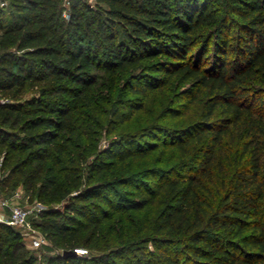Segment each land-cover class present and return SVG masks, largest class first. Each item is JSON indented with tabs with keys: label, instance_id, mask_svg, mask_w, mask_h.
I'll return each mask as SVG.
<instances>
[{
	"label": "trees",
	"instance_id": "1",
	"mask_svg": "<svg viewBox=\"0 0 264 264\" xmlns=\"http://www.w3.org/2000/svg\"><path fill=\"white\" fill-rule=\"evenodd\" d=\"M65 1L0 7V191L50 179L69 200L35 225L88 250L49 264H264V0H72L69 19ZM189 112L164 144L139 142L170 131L156 121L99 147ZM22 239L0 224V264L36 263Z\"/></svg>",
	"mask_w": 264,
	"mask_h": 264
},
{
	"label": "rangeland",
	"instance_id": "2",
	"mask_svg": "<svg viewBox=\"0 0 264 264\" xmlns=\"http://www.w3.org/2000/svg\"><path fill=\"white\" fill-rule=\"evenodd\" d=\"M71 1L72 0H66L65 1V11H64V16L66 17V19H69L70 16V8H71ZM85 3H87V5L90 8L95 9L96 6V1L95 0H84ZM11 0H2V2H0V7H3L7 10V12L4 15V18L6 21H8L11 18L10 15V9H9V4H10ZM12 14V13H11ZM0 42H1V32H0ZM2 48L0 45V54L2 53ZM33 96H38L35 92L32 91H28L25 94V97L23 100L31 98ZM1 98V97H0ZM155 100V99H154ZM151 101L150 103V107L151 108H155L152 109V115L155 114L156 117V113L160 110V106L158 103H156V101ZM3 102H7L10 101V99H2ZM155 104H157V107H155ZM164 104L161 105V107ZM198 108L197 106L194 107V111H197ZM201 108L199 107V110ZM156 112V113H155ZM139 116V115H138ZM198 114H193L192 112L186 113L185 115H181L178 117H165L163 118V120H156V118H152L150 119L149 116L142 114L140 117H137V120H134L130 123H127L126 125L122 126L119 128L118 131L110 133L109 128L105 127V130L103 131L102 135L99 136V147L101 148H108L110 142L112 141V139H119L121 136H128V135H143V131H145L146 128H148L150 125H152L153 123H155L156 121H158L159 126H165L168 127L170 129V131H167V133H165L163 131V127H159L160 130L157 131L158 134V138L153 139L150 137L145 138V135L142 136V139L139 142H144L145 145H148L147 142H156V144H164L166 141L168 140H173L170 138L172 135L171 134H175L176 131L175 129H181V128H185L190 126V124H192L193 122L196 121ZM157 123V124H158ZM110 127V126H109ZM4 130H6L9 133L14 134L13 136H15L16 134H18V130H12L9 129V127H6ZM239 135L236 136L235 142L233 146H236L238 143V140H240L241 135L240 133H238ZM174 136V135H173ZM13 138V137H12ZM15 138V137H14ZM149 146V145H148ZM163 150V149H161ZM159 155V154H158ZM156 156L155 159L151 160V164H158L160 166H170L172 165L178 157H175L174 153L172 152V149H168L166 150V152L164 153V155H159ZM5 153H3L0 157V178L3 177L5 175V171L8 170H1V167L5 161ZM158 157L162 158V161H158ZM157 162V163H156ZM50 179L48 178H44V180L39 184L38 189L35 192H27L23 187H18L16 190H21L23 192V199L21 201V204H27L28 199H30L32 197V201H30L32 204H35L37 201L41 202L39 198H41L42 196H47L48 198V202L47 203H42L46 206V208H50L52 210H59L64 212L65 211V206L68 203V198L67 196L60 194L58 192H55V190L50 189ZM85 182V180L83 179V183ZM45 187V189L47 190L46 192H43V188ZM84 186V185H83ZM76 194V192L72 193L71 195ZM38 232L40 234H42L43 236L46 237L47 241L46 244L39 249H35L32 246V242H31V237L24 235L21 232V235L23 237L22 242H23V248H22V252H24V254L29 255V256H35L36 258V263L35 264H49L50 259L54 258L56 260H58V257L60 255H62L63 249L58 247L55 242H53V240L51 238H48L46 236V234H44L41 230H38ZM91 254V253H90ZM94 254V253H92ZM85 264H89V263H85Z\"/></svg>",
	"mask_w": 264,
	"mask_h": 264
},
{
	"label": "built area",
	"instance_id": "3",
	"mask_svg": "<svg viewBox=\"0 0 264 264\" xmlns=\"http://www.w3.org/2000/svg\"><path fill=\"white\" fill-rule=\"evenodd\" d=\"M22 199L23 192L19 189L9 196H4L0 191V224L19 229L24 235L31 237L33 248H42L47 239L38 232L35 221L47 208L38 201L35 204L30 201L26 205L21 204ZM75 251L78 255L88 254V250L82 248Z\"/></svg>",
	"mask_w": 264,
	"mask_h": 264
},
{
	"label": "water",
	"instance_id": "4",
	"mask_svg": "<svg viewBox=\"0 0 264 264\" xmlns=\"http://www.w3.org/2000/svg\"><path fill=\"white\" fill-rule=\"evenodd\" d=\"M62 255L65 258H69V257H76V256H78V253L76 251H73V250H65Z\"/></svg>",
	"mask_w": 264,
	"mask_h": 264
}]
</instances>
